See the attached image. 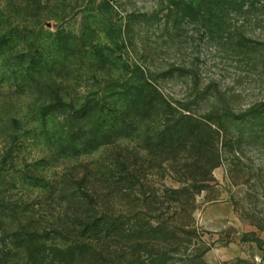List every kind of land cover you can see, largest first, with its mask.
I'll use <instances>...</instances> for the list:
<instances>
[{
    "label": "rangeland",
    "instance_id": "1",
    "mask_svg": "<svg viewBox=\"0 0 264 264\" xmlns=\"http://www.w3.org/2000/svg\"><path fill=\"white\" fill-rule=\"evenodd\" d=\"M0 264H264V0H0Z\"/></svg>",
    "mask_w": 264,
    "mask_h": 264
},
{
    "label": "trees",
    "instance_id": "2",
    "mask_svg": "<svg viewBox=\"0 0 264 264\" xmlns=\"http://www.w3.org/2000/svg\"><path fill=\"white\" fill-rule=\"evenodd\" d=\"M137 69L142 77V80L139 81H143V84L146 85L149 80L146 79L145 75L143 74L144 72H142L141 69ZM126 117L127 116H123L121 119L124 120ZM206 127H196L195 129H192V131H186V129H183L180 126H170L168 124L167 126H164V128L160 131V134L156 137V139H158L157 146L160 147V150L163 149L165 154L173 153L178 149L181 150L182 148L191 146V149L195 150L202 159L203 152H206L202 150V148L207 144L206 141L210 143L216 140V132L213 129L210 131L211 127L207 125ZM181 137H183L182 140ZM88 221L83 222L81 229L84 231V233L95 232L103 226L102 220H97V223L95 221Z\"/></svg>",
    "mask_w": 264,
    "mask_h": 264
}]
</instances>
